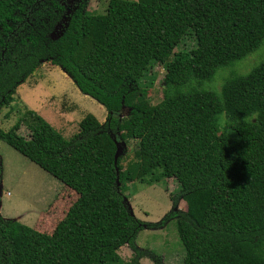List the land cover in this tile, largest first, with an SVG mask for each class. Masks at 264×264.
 <instances>
[{
	"label": "trees",
	"instance_id": "16d2710c",
	"mask_svg": "<svg viewBox=\"0 0 264 264\" xmlns=\"http://www.w3.org/2000/svg\"><path fill=\"white\" fill-rule=\"evenodd\" d=\"M66 2L0 0V108L49 63L107 116L85 115L70 139L34 113L0 130V141L77 195L51 234L0 215V264H120L124 246L133 263L160 264L136 242L170 222L181 264H264V0H108L103 13L89 12V0ZM252 55L246 72L205 87ZM157 66L162 98L152 104L143 81ZM193 77L197 89L182 94ZM224 112L231 123L221 127ZM119 141L136 143L125 168ZM162 179L178 183L185 210L137 219L127 183ZM211 218L219 229L205 227Z\"/></svg>",
	"mask_w": 264,
	"mask_h": 264
},
{
	"label": "rangeland",
	"instance_id": "374dc122",
	"mask_svg": "<svg viewBox=\"0 0 264 264\" xmlns=\"http://www.w3.org/2000/svg\"><path fill=\"white\" fill-rule=\"evenodd\" d=\"M107 1L89 0L87 10L103 13ZM62 27L59 26L57 31L61 32ZM257 59L258 56L252 55L231 67L220 69L214 80L205 87L219 89L222 78L228 74L225 71L246 72ZM164 73L163 66H157L144 78L147 97L152 104H156L162 98L161 85ZM27 113L42 117L65 139H70L79 131L78 124L85 115L92 114L100 123H103L107 116L103 106L81 94L59 67L49 63L42 64L16 89L10 105L0 108V130L7 131L17 118ZM6 115L9 117L6 118ZM20 133L27 135V130L21 128ZM119 142L123 147L120 165L125 168L133 158L136 143ZM0 167L1 217L18 221L41 233L51 234L68 207L76 200L75 192L2 141ZM179 190V185L174 179H162L151 185L136 180L127 183L123 196L128 209L137 219L157 223L173 210H185V203L179 196ZM220 224L218 218L205 221V227L208 229H219ZM136 244L140 249L152 251L159 256L160 264H181L183 251L178 244L173 222L161 229L140 232ZM117 255L120 264H154L146 257L138 258L133 263L136 256L126 246L121 247Z\"/></svg>",
	"mask_w": 264,
	"mask_h": 264
},
{
	"label": "clouds",
	"instance_id": "9594fccd",
	"mask_svg": "<svg viewBox=\"0 0 264 264\" xmlns=\"http://www.w3.org/2000/svg\"><path fill=\"white\" fill-rule=\"evenodd\" d=\"M197 85H198L197 80L194 77L190 78L189 81L187 82V84L182 86L180 91L182 92V94L188 95V94H190V92L193 89H197ZM218 100H219V102L221 104H223V95L222 94H218ZM258 116H259V113L258 112H254V113H252L251 118H257ZM218 122H219L221 127L227 126L228 124L231 123L230 119L228 118L227 112L221 113L218 116Z\"/></svg>",
	"mask_w": 264,
	"mask_h": 264
},
{
	"label": "flooded vegetation",
	"instance_id": "af4514ba",
	"mask_svg": "<svg viewBox=\"0 0 264 264\" xmlns=\"http://www.w3.org/2000/svg\"><path fill=\"white\" fill-rule=\"evenodd\" d=\"M67 4H68V6H70L71 7V5L73 4V0H67V2H66ZM87 7H88V5H87Z\"/></svg>",
	"mask_w": 264,
	"mask_h": 264
}]
</instances>
